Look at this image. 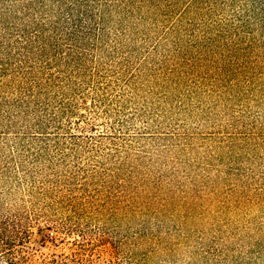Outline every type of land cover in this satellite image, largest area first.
Returning <instances> with one entry per match:
<instances>
[{
	"label": "rangeland",
	"instance_id": "1",
	"mask_svg": "<svg viewBox=\"0 0 264 264\" xmlns=\"http://www.w3.org/2000/svg\"><path fill=\"white\" fill-rule=\"evenodd\" d=\"M0 264H264V0H0Z\"/></svg>",
	"mask_w": 264,
	"mask_h": 264
}]
</instances>
